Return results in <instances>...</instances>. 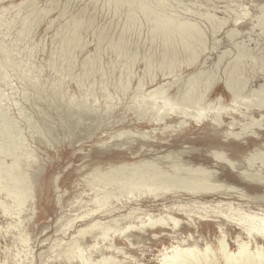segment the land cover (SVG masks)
Here are the masks:
<instances>
[{
	"label": "rangeland",
	"instance_id": "374dc122",
	"mask_svg": "<svg viewBox=\"0 0 264 264\" xmlns=\"http://www.w3.org/2000/svg\"><path fill=\"white\" fill-rule=\"evenodd\" d=\"M153 14L193 25L200 37L182 44L175 28L157 29ZM160 87L173 104L202 95L198 103L215 112L221 108L224 122L218 125L208 115L178 128L181 119L171 115L167 125L177 127L163 130L145 104ZM263 98L264 0H0V107L12 121L0 120V135L12 129L1 144L19 145L15 172L25 171L32 188L19 215L0 193L11 211L5 216L0 206V264H66L71 240L92 222L71 227L67 220L96 208V219L110 226L112 217L126 218L119 221L122 227L136 226L148 214L165 216L169 210L179 226L115 238V253L101 241V252L91 250L93 234L86 235L79 244L95 260L102 254L114 257L115 264H161L176 237L190 239L199 250L208 242L215 250L222 231L236 252L234 223L200 222L195 211L207 208L205 216L219 212L237 218L264 210V172L257 162L249 167L256 150H264V107H256ZM233 121L237 126L231 128ZM242 125L251 129L240 134ZM184 152L203 156L194 166L213 177L245 183L246 188L235 187L236 197L244 200L215 198L201 206L174 191L150 197L139 194V187L129 193L137 181L149 183L154 167L171 174L173 166H192L181 158ZM214 154L225 161L218 164ZM1 160L15 162L5 154ZM133 167L144 171L138 180L129 173L124 180L102 177ZM226 180L219 182L228 186ZM96 197H109L108 204L99 208Z\"/></svg>",
	"mask_w": 264,
	"mask_h": 264
},
{
	"label": "bare ground",
	"instance_id": "6f19581e",
	"mask_svg": "<svg viewBox=\"0 0 264 264\" xmlns=\"http://www.w3.org/2000/svg\"><path fill=\"white\" fill-rule=\"evenodd\" d=\"M142 3V1L139 2V6L143 7L144 5ZM152 19L157 24V29L163 27H173L178 30V34L180 35L182 44H186V40L188 38L194 37L198 39L200 37L199 31L193 25L179 22V24H177L174 19L161 18L157 14H153ZM186 48L187 51L193 52L192 46L188 45V47ZM192 58L193 60H195L194 57ZM227 89L233 94L237 101L238 99H240L233 86L228 84ZM185 91V94H187L188 90ZM147 97L149 101L145 104L149 106L148 108L150 110L154 111V113H152L151 115L153 119L152 121L158 123L159 125L163 123V130L166 131L173 130L177 127V125H167L168 123L166 120H169V123H172L171 115H175V117L178 116L181 119V121L177 123L178 128L184 127L191 120L198 121L199 123L200 120H202V116L206 117L208 115L209 117L213 116L215 122L218 125L224 122L222 118L223 115L220 113L221 108H218V110L215 112L213 110V107H202V105L198 103L199 99L202 98V95H200V97L197 98L194 102H190L187 98H184L181 100L182 102L173 104L171 103L170 99H168L164 95V92L160 87L150 92ZM158 103H162V105H159ZM256 107L263 109L264 98L257 102ZM2 108L3 106L0 107V120L6 119L11 123L12 121L8 118V113ZM237 112L238 111H235V113ZM239 114L242 115L243 113L240 112ZM148 119L150 120L151 118ZM234 122L235 121L231 122L228 126L231 128L237 126V124H235ZM260 122L261 121L256 122V125L258 127H260ZM240 128V134H246V130L251 129L247 125H242L240 126ZM9 129L10 128H6L5 132L0 135V155L5 154L6 157H13L15 159V162L10 165H6L5 160L0 161V193L3 192L6 194L7 198H9L12 201L13 205L17 208V215H19L22 209L25 207L27 199H32V188L31 185H29L30 181L25 171L21 172V170L19 169L17 173L15 172L18 169L16 159H19V155L16 152L19 149V145L10 148L6 147V145L2 146L1 144L2 142L7 140L9 134H12V129H10V131ZM240 134L232 133V131L230 132V135H234L236 137H238ZM121 135L124 134L120 133L118 136ZM262 149H257L256 153L251 156L249 167L257 162V164H259L262 168V172H264V150ZM180 154L181 158H183V160L186 159V163H191L192 166H173V171L171 172V174L160 170V168L154 167L153 169L155 171V174L149 176V183H140L137 181L134 185H131L129 187V193L131 194L139 187L143 190L141 191L142 193L139 194H147L150 197L164 196L174 191L176 193L190 196L191 200H197V204L201 206L207 204V200L215 198H221L229 201L233 199L235 200L236 198V200L240 202L244 200V197L241 194V196H239L238 198L236 197L237 190L235 187L246 188L245 183H240L236 180H226L223 176L213 177V175L208 171L194 166L202 161L203 156L197 155L196 153L190 154L187 152ZM214 156L216 157V162L218 164H221L225 161V159L222 158V156L219 154H214ZM27 158L31 159L33 158V156L28 155ZM124 173H129L138 180L139 177L142 176L144 171L140 167H133L131 169L119 170V172H117L116 170L109 171L102 177L107 181H113L117 178L124 180ZM252 177L256 176L252 175ZM222 180H226L229 185H221L219 181ZM252 186L253 185H249V188H255V186ZM108 199L109 197H104L103 201H101L96 197L94 201L96 206L98 205V207L100 208L108 204ZM218 202L221 203L224 201L219 200ZM260 202L264 204V200H261ZM0 206L3 207L5 216L11 214L10 209L4 208L3 202H0ZM228 208H231L230 204ZM96 209L95 211L89 210L91 214H88L89 212H86L82 216H75L74 218L67 220L65 226L71 227H73L74 224L85 221L86 219H91L92 222L89 223L87 227L85 226L83 229L79 230L76 233L75 237L71 240L69 248L65 252L66 264H115L116 259L112 256L103 257L102 254H100L98 259L95 260L92 258L91 254H85L86 251L84 252L81 248L79 240L84 238L86 235L93 234L92 238L94 239V244L93 246H89V248L91 246L93 247H91V250L99 252L100 248H98V243L99 241H101L108 242L110 244L108 245V247H106V251L112 250L111 252L115 253V251H118V249H116L114 245L111 244V240H115V238L120 240L122 236H137V231L156 234L159 231H165L166 229L168 230L167 226H173L174 230L179 226V221L171 216L173 214L172 210H169L168 212L164 211L166 212L165 216L162 215L163 213L150 216L148 214L147 219L139 222L138 225L133 226V223L125 222V225H123L122 227L119 221H123L126 218L122 220H119L118 217L109 218L111 219L109 223L113 224V226H110L109 224L102 223L99 219H96V217L100 216V213H98L100 212V210ZM206 209L207 208H202L201 212L195 211V215H198V219L200 222L207 223L209 221L207 218H215L220 220V222L222 223L227 220L234 223V225H230V227L235 228V230L237 231L235 237V243L237 245L236 252L231 250L228 240L225 239L223 235L224 231L220 232V235L216 239L217 247H215V250L209 246L208 242H206V247L203 250H199V245L195 242H190V239L181 241V239H178L176 237L175 239H177L178 241L175 242L174 245H171V247L164 249L161 256V264H218L219 262L220 264H264V210H259L261 211V213L250 212L249 214L244 213V215L238 214L237 218H234L230 215L226 216L223 213L219 214V212H209L208 215L205 216L202 214V212L206 213ZM103 212L102 214H104ZM103 216L104 215H102L101 217ZM183 229H188V227L184 226ZM243 235H245V238H243ZM27 239L28 237L26 236L21 238L20 241L23 244H27ZM117 253L119 252H116V254ZM18 264H23V262H19Z\"/></svg>",
	"mask_w": 264,
	"mask_h": 264
}]
</instances>
